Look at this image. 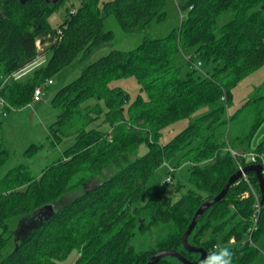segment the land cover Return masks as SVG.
<instances>
[{
  "label": "trees",
  "instance_id": "trees-1",
  "mask_svg": "<svg viewBox=\"0 0 264 264\" xmlns=\"http://www.w3.org/2000/svg\"><path fill=\"white\" fill-rule=\"evenodd\" d=\"M69 1L0 0V97L11 107L28 105L35 87L53 84L65 67L75 60L85 62L95 47L110 41L112 31L103 28L105 16L114 15L123 29L142 32V40L132 49H114L84 64L75 79L56 90L50 103L59 113L49 125L48 136L53 143L74 136L60 158L37 175L19 164L0 177V264H56L73 247L79 251L76 264H146L163 249L195 261L200 254L184 248L182 233L197 207L218 194L238 170L230 149L225 148L223 127L232 117L225 113L236 84L264 64V0H181L179 25L161 37L144 29L163 18L168 0L101 4L100 0H79L74 12ZM61 3H66L65 18L55 27L47 17ZM56 28L61 29L57 41L40 52L45 60L15 77L37 55L36 40L56 34ZM177 52L190 57L186 58L188 69L171 62ZM197 59L200 68L193 65ZM129 76L136 78L144 95L138 94L127 104L128 94L110 82ZM202 108L207 111L167 142H160L165 128ZM99 117L108 129L95 123ZM259 122L255 119L245 136L235 137V144L245 150ZM141 143L147 151L136 157ZM39 147L31 144L24 154ZM249 152H264V141ZM178 154L190 162L189 180L195 190L171 201L163 197L165 185L161 183L160 189L142 200L152 172ZM7 155L0 149V167ZM97 175L103 176L99 182L84 185ZM248 176L259 189L255 174ZM73 188L82 191L56 206ZM245 188L244 181L229 186L224 198L202 214L188 242L204 248L208 256L234 236L233 263L250 264L257 248L241 242L253 211L252 196L240 198ZM50 203L55 204L54 215L15 247L7 219L31 214ZM156 225L171 228L147 248L134 249L132 241L146 232L154 235ZM263 232L262 209L252 240ZM156 264L183 263L166 256Z\"/></svg>",
  "mask_w": 264,
  "mask_h": 264
},
{
  "label": "rangeland",
  "instance_id": "rangeland-1",
  "mask_svg": "<svg viewBox=\"0 0 264 264\" xmlns=\"http://www.w3.org/2000/svg\"><path fill=\"white\" fill-rule=\"evenodd\" d=\"M103 1L107 0H100L99 4ZM78 2L79 0H71L68 3H71V8H75ZM180 2L181 0H168L164 8L165 15L163 18L159 21L153 20L149 22L146 25L144 32L155 37H161L167 34L173 27L178 26L181 16L179 12ZM65 6L66 3L59 4L47 17L48 22L52 26L56 27L57 24L65 18ZM103 28L112 31L111 40L95 47L85 62L75 60L55 75L53 84L44 87L39 101L31 100L28 105L15 108L11 107L4 98L6 103L12 109H9L5 116L2 115V110H0V149L5 150L8 153L6 161L0 167V177L9 168L19 164L27 165L30 173L37 175L44 167L60 158L62 156V151L74 142V136L72 134L63 136L57 143H53L52 138L48 136L49 125L57 118L59 113V110L51 105L50 99L57 89L72 81L79 75L84 64L95 61L114 49H132L140 43L143 36L142 32L123 29L114 15L105 16L103 20ZM39 38L44 39L43 37ZM45 46L42 48H45ZM187 55L186 52H177L171 57V62L174 65L182 67V69L183 67L184 69H188L186 58L190 60V57ZM197 60H195V62ZM200 67L201 65L199 68ZM25 73H27V71ZM19 74L20 72L14 76L17 77ZM110 86H118L128 94L129 100L127 104L134 100L138 94L144 95L134 76L113 79L110 82ZM245 101H247V103L242 107V104ZM127 104L123 107L124 111ZM238 108L241 109L237 111ZM205 111H207V108H202L192 117L180 119L165 128L160 136V142H167L174 134L189 125L196 116L203 114ZM228 114L232 115V117L228 120V124L223 127V138L226 141V149H230V151H233L234 153L249 152V150L264 141V64L258 67L255 71L247 74L233 88V97L227 108L225 117ZM101 119L102 118L99 117L95 120V123L99 125L100 129H108L107 123L102 122ZM255 119H260V122L251 134L248 143L245 142L246 146L244 150L243 146L235 144L234 138L245 136L249 126ZM31 144H37L40 145V147L29 155L24 154L25 150ZM195 144L196 142L193 143L192 146ZM146 151L147 145L141 143L135 150L134 155L136 157L141 156ZM179 156L180 155L178 154L171 159L164 161L152 172L149 178L148 188L146 189L145 196L142 200L145 201L151 194L160 189L162 187L161 181L166 179L169 175L171 181L164 187V198L176 201L187 194L190 190H195L194 185L189 180L190 162L179 159ZM170 168H174L173 173L169 172ZM108 174L109 172L106 171L105 175L107 176ZM102 177L103 176L100 177L97 175L84 185L89 187L94 183L99 182ZM81 191L82 188L68 190L59 199L56 206H62L70 202L76 195L80 194ZM19 218L10 217L7 219L11 229H15ZM170 228L171 227L159 225L155 228L153 232L154 235H150L147 232L144 236L139 234V236L132 241L134 249L140 250L147 248L154 242L156 236L159 237L165 235L170 231ZM254 243L257 248V254L250 264H264V232L258 235ZM218 245L219 244H217V247ZM78 257V248L73 247L64 257L57 259L56 264H76Z\"/></svg>",
  "mask_w": 264,
  "mask_h": 264
},
{
  "label": "water",
  "instance_id": "water-1",
  "mask_svg": "<svg viewBox=\"0 0 264 264\" xmlns=\"http://www.w3.org/2000/svg\"><path fill=\"white\" fill-rule=\"evenodd\" d=\"M47 2L56 3L58 0H46ZM261 165L258 163H250L245 165L242 170L238 169L236 172H234L226 181V183L223 185L222 189L212 198H208L204 200L195 210L186 230L182 233V245L184 248H186L188 251L191 252H198L200 256L195 261H190L186 258H184L179 252L172 250V249H163L159 250L156 253H154L151 258L146 262V264H156L158 260H160L163 257L166 256H174L179 261H181L183 264H201L207 254L204 248L202 247H196L191 245L187 237L189 233L193 230L196 223L202 216V214L206 211L207 208H209L212 204L218 202L224 196L226 195V192L232 184H234L239 177H241L242 172L244 173H250L253 172L255 174V177L257 179L258 188L260 191V203L262 206V209L264 210V175L261 172ZM55 204L50 203L46 204L42 207H40L37 210H34L31 214L21 216L19 220L17 221L16 227L13 230V243L15 244V247L17 246L19 241L24 240L27 236L31 234V232L42 225L44 221H48L55 213ZM141 221H143L141 219Z\"/></svg>",
  "mask_w": 264,
  "mask_h": 264
},
{
  "label": "built area",
  "instance_id": "built-area-1",
  "mask_svg": "<svg viewBox=\"0 0 264 264\" xmlns=\"http://www.w3.org/2000/svg\"><path fill=\"white\" fill-rule=\"evenodd\" d=\"M74 11H75V8H71V12H74ZM60 31H61L60 28H56V30H55L56 34H54V36H52L51 33H49V34L43 36L44 39L38 38L36 40L35 44H36L37 55L28 65H26L22 69V71H20V74L25 73L26 71L30 70L33 67H36L37 65H39L40 63H42L45 60V56L42 53H40L42 50H44V48H42V47H44L45 45L48 46L49 44L54 42V40L57 38V34H59ZM193 65L196 68H199V66L201 65V61L197 60L195 63H193ZM47 83L50 84V83H52V81L50 79H48ZM42 91H43L42 86L35 87V89L33 91V95H32V101L40 100L41 95H42ZM0 108L2 109L3 115H6L8 110L12 109L10 106L7 105L6 101L2 97H0ZM231 153L235 158L238 169L242 170V168L245 166L243 164V161L245 160L248 162L247 164H250V163L260 164L261 168H262L261 172L264 175V152H261L259 155L255 152L234 153L233 151H231ZM258 158L260 159L259 162L257 160ZM172 170H173V168H170L169 171H172ZM170 181H171V177L169 175L166 177V179L162 180L161 183L163 185H167L170 183ZM239 181H244L246 184V188L240 193V198H248L250 196H252V198H253V211H252V214L250 216L251 225L247 230L246 237L241 242L244 243L245 241H248L249 244L255 246L254 240H252L251 236H252L253 232L258 227V220H259L260 213L262 210V206L260 203V191H259V189H256V187L253 185V183L251 182V180L248 176V173L242 172L241 177H239L235 183H238ZM228 243H230L231 245L236 243V239L234 238V236L229 238Z\"/></svg>",
  "mask_w": 264,
  "mask_h": 264
},
{
  "label": "clouds",
  "instance_id": "clouds-1",
  "mask_svg": "<svg viewBox=\"0 0 264 264\" xmlns=\"http://www.w3.org/2000/svg\"><path fill=\"white\" fill-rule=\"evenodd\" d=\"M236 249L230 243H225L211 252L203 264H233Z\"/></svg>",
  "mask_w": 264,
  "mask_h": 264
},
{
  "label": "bare ground",
  "instance_id": "bare-ground-1",
  "mask_svg": "<svg viewBox=\"0 0 264 264\" xmlns=\"http://www.w3.org/2000/svg\"><path fill=\"white\" fill-rule=\"evenodd\" d=\"M52 35V34H51ZM52 36H54V35H52ZM57 41V38L54 40V42H56ZM53 43V42H52ZM8 105V104H7ZM9 106V105H8ZM169 172H174V168H173V170L172 171H169Z\"/></svg>",
  "mask_w": 264,
  "mask_h": 264
},
{
  "label": "flooded vegetation",
  "instance_id": "flooded-vegetation-1",
  "mask_svg": "<svg viewBox=\"0 0 264 264\" xmlns=\"http://www.w3.org/2000/svg\"><path fill=\"white\" fill-rule=\"evenodd\" d=\"M44 1H46V0H44ZM47 2V1H46Z\"/></svg>",
  "mask_w": 264,
  "mask_h": 264
},
{
  "label": "crops",
  "instance_id": "crops-1",
  "mask_svg": "<svg viewBox=\"0 0 264 264\" xmlns=\"http://www.w3.org/2000/svg\"><path fill=\"white\" fill-rule=\"evenodd\" d=\"M39 101V100H38Z\"/></svg>",
  "mask_w": 264,
  "mask_h": 264
}]
</instances>
